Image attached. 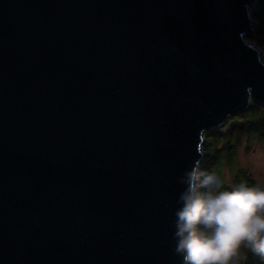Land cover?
I'll use <instances>...</instances> for the list:
<instances>
[{"label":"water","instance_id":"95a60500","mask_svg":"<svg viewBox=\"0 0 264 264\" xmlns=\"http://www.w3.org/2000/svg\"><path fill=\"white\" fill-rule=\"evenodd\" d=\"M254 5L0 0V264L189 263L204 135L264 107Z\"/></svg>","mask_w":264,"mask_h":264},{"label":"trees","instance_id":"16d2710c","mask_svg":"<svg viewBox=\"0 0 264 264\" xmlns=\"http://www.w3.org/2000/svg\"><path fill=\"white\" fill-rule=\"evenodd\" d=\"M254 7L253 16L261 21L264 7ZM258 26L255 39L263 40L262 25ZM243 138L249 143L259 140L264 145V107L254 101L246 110L230 116L223 126L204 135L202 148L206 157L197 177L202 185L199 188L196 184L188 264H264V190L256 191L253 184L251 187L242 169L233 176V187L230 186L225 181L221 158L226 153L231 160L232 151ZM225 244L229 247L222 253Z\"/></svg>","mask_w":264,"mask_h":264},{"label":"rangeland","instance_id":"374dc122","mask_svg":"<svg viewBox=\"0 0 264 264\" xmlns=\"http://www.w3.org/2000/svg\"><path fill=\"white\" fill-rule=\"evenodd\" d=\"M254 6H252L251 8V14L253 18H254L253 11L255 10ZM259 24L261 25V21L257 20L255 22V33H256L257 28L259 27L258 26ZM248 41L252 44L254 43L261 51H263L264 36H263V40L261 39L256 40L254 37V38H248ZM224 124H222L221 126H223ZM232 154L233 155L231 156V160L229 159V155L226 153L222 154L221 156L225 164L224 173H225L226 183H228L230 186L233 187V176L237 174L240 169H242L244 170V173L248 175V178L245 180L250 182V185L253 184V186L255 187V190L260 192L259 190L261 189V187H264V145L263 143L259 140H254L249 143L247 141V138H243L240 141L239 146L232 151ZM205 157H206V154L204 152L202 160L205 159ZM200 169H201V164L197 171L195 187H194V194H195L194 210H195V205L197 203V200H196V193H197L196 191L198 190L197 187L200 188L202 185L201 182L200 183L197 182V177L201 173ZM202 179H204V177ZM196 184H197V187H196ZM253 186L251 185V187Z\"/></svg>","mask_w":264,"mask_h":264},{"label":"flooded vegetation","instance_id":"af4514ba","mask_svg":"<svg viewBox=\"0 0 264 264\" xmlns=\"http://www.w3.org/2000/svg\"><path fill=\"white\" fill-rule=\"evenodd\" d=\"M264 190V187H261ZM255 189V188H254Z\"/></svg>","mask_w":264,"mask_h":264}]
</instances>
